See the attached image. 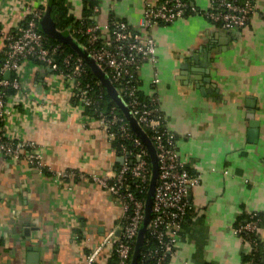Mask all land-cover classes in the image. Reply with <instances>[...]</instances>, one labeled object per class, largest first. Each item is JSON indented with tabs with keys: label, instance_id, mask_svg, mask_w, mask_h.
<instances>
[{
	"label": "crops",
	"instance_id": "crops-1",
	"mask_svg": "<svg viewBox=\"0 0 264 264\" xmlns=\"http://www.w3.org/2000/svg\"><path fill=\"white\" fill-rule=\"evenodd\" d=\"M96 1L94 23L120 19L138 29L146 8L161 0ZM186 1L193 11L150 27L156 61L138 70L140 92L157 97L180 157L199 177L164 264H251L235 227L244 213L264 217V0H255L245 27L229 29L204 15L210 0ZM47 3L0 0V68L5 34ZM67 3L82 18L83 0ZM22 74L20 102L11 97L1 128L36 143L44 169L0 153V264H28L34 255L38 264H89L96 245L119 231L122 216L121 205L89 175L113 176L120 158L66 78L35 60L24 63ZM66 170L83 176L62 181L57 175ZM258 235L264 249V220ZM108 253L94 264H107Z\"/></svg>",
	"mask_w": 264,
	"mask_h": 264
},
{
	"label": "built area",
	"instance_id": "built-area-1",
	"mask_svg": "<svg viewBox=\"0 0 264 264\" xmlns=\"http://www.w3.org/2000/svg\"><path fill=\"white\" fill-rule=\"evenodd\" d=\"M97 8L95 6L94 10ZM188 10L186 0H161L158 5L146 8L138 29L120 19H112L103 27L93 22L78 29L84 35V47L109 75L157 150L159 177L153 199V216L144 241L147 247L141 250L139 256L142 264L149 261L164 264L173 254L190 208L189 189L199 182L198 175L189 171L187 162L179 155L176 135L166 127L157 97L141 98L138 82L141 65L156 61V41L148 32L150 27L172 22ZM254 12L255 0H210L204 15L213 24L229 29L245 27ZM42 15V10H32L29 18L5 34L0 68V153L13 159L24 158L31 167L44 169L43 155L36 143L9 137L1 127L10 114L11 97L14 104L20 102L18 93L22 88L24 63L35 60L50 66L71 84V95L75 101L84 110H92L86 114L87 119L99 125L113 151L123 158L113 176L97 173L89 175L93 182L104 188L121 205L122 216L120 233L117 234L115 229L109 231L88 255V263L94 264L98 255L107 248V264H131L144 219V194L148 191L151 177L149 152L115 102L108 107L101 106V93L96 92L90 81H86L87 64L82 57L67 53L59 63L57 57L63 53V48L61 45L47 44L46 35L38 27ZM7 71L12 73L10 78L1 75ZM57 176L65 181L83 175L66 170ZM255 215L250 213L247 222L235 227V232L249 245L248 254L257 241L244 234L249 236L252 232H258L260 227Z\"/></svg>",
	"mask_w": 264,
	"mask_h": 264
},
{
	"label": "water",
	"instance_id": "water-1",
	"mask_svg": "<svg viewBox=\"0 0 264 264\" xmlns=\"http://www.w3.org/2000/svg\"><path fill=\"white\" fill-rule=\"evenodd\" d=\"M39 28L47 36L57 39L60 42L69 45L77 53V55L83 58L85 63L89 66V68L96 75L100 83L104 86L111 99L116 103V105L125 115L133 131L141 138V140L143 141L149 152L150 161H151V177L145 199L144 219L139 229V233L136 239V243L133 249L132 259H131V264H138L141 249L147 234L148 225L153 216V199L159 177V160H158L156 147L150 136L139 124L137 118L133 115L125 99L119 94L118 90L112 83L106 71L98 64V62L90 54V52L84 47V45L80 43L72 34L70 33L65 34L63 31L57 28L56 23L52 17V6L49 3V1L43 12V15L39 20ZM11 74H12L11 71H7L4 76L10 78ZM119 158L120 161L122 162L123 158L122 157ZM119 233H120V229L117 232V234ZM38 259L39 257L37 255H34V258L28 259L29 261L28 264H38Z\"/></svg>",
	"mask_w": 264,
	"mask_h": 264
},
{
	"label": "trees",
	"instance_id": "trees-1",
	"mask_svg": "<svg viewBox=\"0 0 264 264\" xmlns=\"http://www.w3.org/2000/svg\"><path fill=\"white\" fill-rule=\"evenodd\" d=\"M48 1L52 6V17L56 23L57 28L63 31L65 34L66 33L72 34L80 43L84 44L85 43L84 35H82L78 29L84 28L94 22L93 16L95 12L93 11V9L95 6H97V1L96 0H83V4H84L83 5V16L80 19L75 18V16H73L70 13L67 0H48ZM41 8L44 12L46 6H43ZM191 8L192 7L189 5V10L186 12V14H188L191 11ZM110 21L112 20L110 19ZM38 27H39V23H38ZM46 37H47V44L49 46H52V45L62 46L63 53L61 55H58L57 57L60 64H61V60L64 54L71 53L74 56H77V53L69 45L62 43L59 40L49 37L47 35ZM86 67H87L86 81H90L94 85L96 92L101 93V99H102L101 106L108 107L110 105H113L114 101L111 99V97L107 93L104 86L100 83V81L98 80L96 75L92 72V70L89 68V66L86 65ZM1 75L4 76V74H1ZM139 94L141 98H144L141 92H139ZM85 112L90 113L92 112V110L89 108H86ZM114 145L117 146V143H115ZM146 194L147 192L144 194V196ZM250 217H251L250 213L249 214L244 213L238 218L236 225L247 222L250 219ZM254 218L258 220L259 227H261L264 217L261 214L256 213ZM244 236L257 241V245L253 247L252 252L250 254L245 255V260L251 261L252 264H264L263 243L261 239L259 238L258 232L256 231L252 232L250 233L249 236L244 234ZM146 247H147V244L145 242L141 250L144 251ZM139 264H142L141 258L139 260ZM146 264H155V263L153 261H149Z\"/></svg>",
	"mask_w": 264,
	"mask_h": 264
}]
</instances>
